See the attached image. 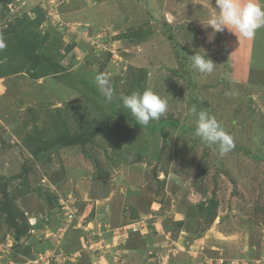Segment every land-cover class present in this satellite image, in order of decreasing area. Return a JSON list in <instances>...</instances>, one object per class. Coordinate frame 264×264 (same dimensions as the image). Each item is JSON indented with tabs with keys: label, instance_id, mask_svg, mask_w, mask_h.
<instances>
[{
	"label": "rangeland",
	"instance_id": "obj_1",
	"mask_svg": "<svg viewBox=\"0 0 264 264\" xmlns=\"http://www.w3.org/2000/svg\"><path fill=\"white\" fill-rule=\"evenodd\" d=\"M0 264H264V0H0Z\"/></svg>",
	"mask_w": 264,
	"mask_h": 264
},
{
	"label": "trees",
	"instance_id": "obj_2",
	"mask_svg": "<svg viewBox=\"0 0 264 264\" xmlns=\"http://www.w3.org/2000/svg\"><path fill=\"white\" fill-rule=\"evenodd\" d=\"M26 15H24V19L19 20V26L20 30L19 32L21 33H13V38L15 40V46L14 48H18L21 52H23L28 59H31L34 57L35 52H36V44H35V39L32 38V32L25 31L26 25L23 27V21L26 19ZM40 20L37 19L36 24L39 25ZM10 225H12L15 229L19 227L18 222L14 216H11L10 219ZM20 233V231H19Z\"/></svg>",
	"mask_w": 264,
	"mask_h": 264
},
{
	"label": "built area",
	"instance_id": "obj_3",
	"mask_svg": "<svg viewBox=\"0 0 264 264\" xmlns=\"http://www.w3.org/2000/svg\"><path fill=\"white\" fill-rule=\"evenodd\" d=\"M52 2H53V0H52Z\"/></svg>",
	"mask_w": 264,
	"mask_h": 264
}]
</instances>
